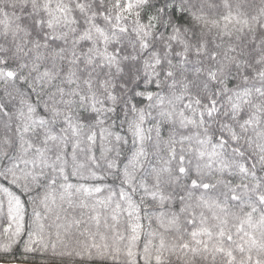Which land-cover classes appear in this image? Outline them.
Listing matches in <instances>:
<instances>
[{
  "label": "snow or ice",
  "instance_id": "1",
  "mask_svg": "<svg viewBox=\"0 0 264 264\" xmlns=\"http://www.w3.org/2000/svg\"><path fill=\"white\" fill-rule=\"evenodd\" d=\"M0 264H264V0H0Z\"/></svg>",
  "mask_w": 264,
  "mask_h": 264
}]
</instances>
